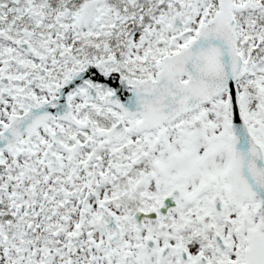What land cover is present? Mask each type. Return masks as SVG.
<instances>
[{
	"label": "snow or ice",
	"instance_id": "6c2138e0",
	"mask_svg": "<svg viewBox=\"0 0 264 264\" xmlns=\"http://www.w3.org/2000/svg\"><path fill=\"white\" fill-rule=\"evenodd\" d=\"M0 264H264V0H0Z\"/></svg>",
	"mask_w": 264,
	"mask_h": 264
}]
</instances>
